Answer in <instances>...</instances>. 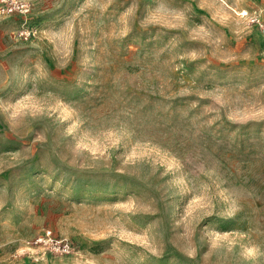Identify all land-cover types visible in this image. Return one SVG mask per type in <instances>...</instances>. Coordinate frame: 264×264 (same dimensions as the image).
Instances as JSON below:
<instances>
[{
  "label": "rangeland",
  "instance_id": "374dc122",
  "mask_svg": "<svg viewBox=\"0 0 264 264\" xmlns=\"http://www.w3.org/2000/svg\"><path fill=\"white\" fill-rule=\"evenodd\" d=\"M29 2L0 13V264H264V0Z\"/></svg>",
  "mask_w": 264,
  "mask_h": 264
},
{
  "label": "built area",
  "instance_id": "2783aa9c",
  "mask_svg": "<svg viewBox=\"0 0 264 264\" xmlns=\"http://www.w3.org/2000/svg\"><path fill=\"white\" fill-rule=\"evenodd\" d=\"M31 11V6L29 0H2L0 6V13L4 15L19 14L21 16H29ZM48 240L52 242L53 245H59L60 248L66 250L69 248V245L66 242L55 240L52 238L51 231H47L44 235L37 238V243H42Z\"/></svg>",
  "mask_w": 264,
  "mask_h": 264
}]
</instances>
